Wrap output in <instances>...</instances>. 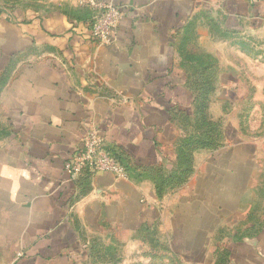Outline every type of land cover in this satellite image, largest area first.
<instances>
[{
	"label": "crops",
	"instance_id": "1",
	"mask_svg": "<svg viewBox=\"0 0 264 264\" xmlns=\"http://www.w3.org/2000/svg\"><path fill=\"white\" fill-rule=\"evenodd\" d=\"M82 1L0 0V264H264V0H99L109 46ZM196 55L218 145L159 197ZM92 128L128 180L66 175Z\"/></svg>",
	"mask_w": 264,
	"mask_h": 264
},
{
	"label": "built area",
	"instance_id": "2",
	"mask_svg": "<svg viewBox=\"0 0 264 264\" xmlns=\"http://www.w3.org/2000/svg\"><path fill=\"white\" fill-rule=\"evenodd\" d=\"M82 4L93 13L90 38L99 45H111L123 17L122 11L111 2L84 0ZM64 171L71 181L85 173H108L122 180L130 178L127 169L105 147L100 132L93 128L83 135L79 150L65 162Z\"/></svg>",
	"mask_w": 264,
	"mask_h": 264
},
{
	"label": "trees",
	"instance_id": "3",
	"mask_svg": "<svg viewBox=\"0 0 264 264\" xmlns=\"http://www.w3.org/2000/svg\"><path fill=\"white\" fill-rule=\"evenodd\" d=\"M192 58L194 59V63H189V66L192 65L193 69L191 72L192 77L190 78V82L192 84L190 87L196 91V108L193 117H189L188 121L186 120L187 122H184L185 127L189 125L190 131L179 141L181 146L177 153V165L175 170H173L166 178L161 177L158 172L151 175L156 183L157 194L159 197L164 195L166 192V186L169 183L183 184L188 180L193 171V159L196 150L205 148L214 149L218 145L219 125L210 120L208 115L209 97L214 90V87L207 78L202 76L203 63L198 60L197 55ZM204 70H207V68L204 67ZM113 155L128 171L127 166L119 159V157L115 153H113ZM85 175H90V173H85L83 176ZM225 254L226 253H222L218 255L217 263L225 259Z\"/></svg>",
	"mask_w": 264,
	"mask_h": 264
},
{
	"label": "rangeland",
	"instance_id": "4",
	"mask_svg": "<svg viewBox=\"0 0 264 264\" xmlns=\"http://www.w3.org/2000/svg\"><path fill=\"white\" fill-rule=\"evenodd\" d=\"M3 2H5V0H3ZM184 119H185V121L187 120L186 118H184ZM185 121H183V122H185ZM180 146H181V143H179V144L177 145L176 153H178V150L180 149ZM176 159H177V158H176ZM176 165H177V160H176V164L174 165L173 170H175ZM173 170H172V171H173ZM172 171H171V172H172ZM169 174H170V172H169L168 174H166L165 172H161L160 176L166 178ZM259 213H261V211H259Z\"/></svg>",
	"mask_w": 264,
	"mask_h": 264
}]
</instances>
